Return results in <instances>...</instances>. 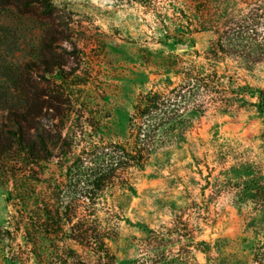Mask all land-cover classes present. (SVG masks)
Here are the masks:
<instances>
[{
	"label": "clouds",
	"instance_id": "clouds-1",
	"mask_svg": "<svg viewBox=\"0 0 264 264\" xmlns=\"http://www.w3.org/2000/svg\"><path fill=\"white\" fill-rule=\"evenodd\" d=\"M50 3L66 29L47 58L54 75L69 74L67 99L59 112L43 109L30 132L47 146L36 175L60 226L87 229L78 259L264 264V0H223L222 18L212 15L217 0ZM204 27L194 48L176 52L177 35L190 41L188 30ZM84 37L94 43L84 48ZM103 43L136 74L122 77V94L90 102ZM17 193L11 176L0 178V264H45L11 226Z\"/></svg>",
	"mask_w": 264,
	"mask_h": 264
},
{
	"label": "rangeland",
	"instance_id": "rangeland-1",
	"mask_svg": "<svg viewBox=\"0 0 264 264\" xmlns=\"http://www.w3.org/2000/svg\"><path fill=\"white\" fill-rule=\"evenodd\" d=\"M225 10L223 0H217L215 12L221 14ZM41 12V9L37 11L40 15L37 17L34 14L19 11L9 4H0V128L4 130L15 131V124L22 122L31 125L28 131L31 133L30 129L35 117L43 109L56 108L59 112L60 105L67 99L64 97L63 89L67 86L65 82L69 74L61 69L57 75H54L51 62L47 58L52 42L63 34L62 30L66 29V24L63 16L54 14V10L52 19L46 18ZM207 30L189 29L190 41L184 39L183 34L177 35L175 37L176 52H182L190 45L194 48L197 42L195 33ZM81 35L83 36V33ZM81 43L84 48H87L94 43V40L91 37H84ZM97 48L100 49L97 54L99 66L95 70L97 77L103 78L99 80V85L95 86L98 89L97 97H93L91 93L87 95L90 102L105 103L113 93L122 94L124 90L121 83L122 77H134L136 73L134 68L121 67L124 57L118 46L109 47L108 44L103 43L97 45ZM109 69L111 74L108 72ZM57 79L61 80V83H56ZM79 91H83V86ZM116 110V107L112 108L113 113ZM16 133L19 134L18 131ZM29 168L26 167L32 175L33 172ZM34 168L36 171V167ZM10 172L11 168L7 162L0 161V178L6 181ZM34 176L39 180L44 179V177H37L35 172ZM7 201L12 207H16L11 193ZM125 223H131V221L126 220ZM11 226L16 232L20 231L22 226L18 220V212L15 216H11ZM4 231V235L11 239L12 232L7 229ZM74 248H76L75 245ZM260 255L257 249L252 259L258 261ZM124 264H137V262L128 257L124 258Z\"/></svg>",
	"mask_w": 264,
	"mask_h": 264
},
{
	"label": "trees",
	"instance_id": "trees-1",
	"mask_svg": "<svg viewBox=\"0 0 264 264\" xmlns=\"http://www.w3.org/2000/svg\"><path fill=\"white\" fill-rule=\"evenodd\" d=\"M0 4H9L19 11L31 13L37 17H40L37 11L41 9V13L46 18H53L50 0H0ZM225 14L226 10L221 14L212 13L220 18ZM202 29H207V27ZM15 127V131L0 128V161L7 162L11 168L10 176L15 186L23 193V196L17 193L15 199L19 201L18 220L24 229L25 239L33 244L34 252H37V245H39L38 255L47 254L45 264H69V260L72 264H87L85 259H78L80 253L74 248V245L83 246L87 229H84L82 223H78L76 227L82 231L77 234L70 231L65 232L60 226L62 222L60 210L52 206L50 193L44 191L45 183L41 181L45 178L39 180L34 176V172L36 173L34 167L38 160L42 157L46 158L49 154L43 138H37L28 132L31 127L29 123L17 122ZM26 167H30L32 175ZM29 180H34L36 186H31ZM63 219H68L67 213L64 214ZM111 259L109 257V261Z\"/></svg>",
	"mask_w": 264,
	"mask_h": 264
},
{
	"label": "water",
	"instance_id": "water-1",
	"mask_svg": "<svg viewBox=\"0 0 264 264\" xmlns=\"http://www.w3.org/2000/svg\"><path fill=\"white\" fill-rule=\"evenodd\" d=\"M183 47H185V45H183Z\"/></svg>",
	"mask_w": 264,
	"mask_h": 264
}]
</instances>
